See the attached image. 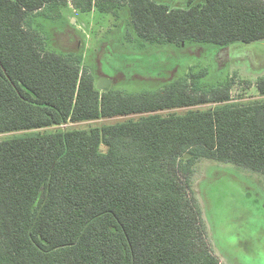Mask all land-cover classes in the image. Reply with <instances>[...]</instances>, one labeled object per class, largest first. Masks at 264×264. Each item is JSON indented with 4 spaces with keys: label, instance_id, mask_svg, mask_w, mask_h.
<instances>
[{
    "label": "trees",
    "instance_id": "obj_1",
    "mask_svg": "<svg viewBox=\"0 0 264 264\" xmlns=\"http://www.w3.org/2000/svg\"><path fill=\"white\" fill-rule=\"evenodd\" d=\"M70 1L128 9L152 44L264 39V0H0V264H221L192 180L202 160L264 174V77L245 103L231 78L206 87L204 70L101 92L83 55L50 49L37 22Z\"/></svg>",
    "mask_w": 264,
    "mask_h": 264
},
{
    "label": "rangeland",
    "instance_id": "obj_2",
    "mask_svg": "<svg viewBox=\"0 0 264 264\" xmlns=\"http://www.w3.org/2000/svg\"><path fill=\"white\" fill-rule=\"evenodd\" d=\"M166 1L172 7L187 6L185 0ZM72 2L62 8L60 19L39 18L37 22L43 26L50 49L83 55V65L96 84L107 79L116 91H157L191 71L204 70L206 87L231 78L236 102L259 99L255 82L264 77V39L228 46L152 44L139 39L128 9L116 18L97 10L81 13ZM120 120H100L82 127ZM192 187L203 213L207 242L221 264H264V174L202 160L196 165Z\"/></svg>",
    "mask_w": 264,
    "mask_h": 264
},
{
    "label": "water",
    "instance_id": "obj_3",
    "mask_svg": "<svg viewBox=\"0 0 264 264\" xmlns=\"http://www.w3.org/2000/svg\"><path fill=\"white\" fill-rule=\"evenodd\" d=\"M112 88V82L107 80V79H102L100 82L97 84V89L100 90L101 92H109Z\"/></svg>",
    "mask_w": 264,
    "mask_h": 264
}]
</instances>
